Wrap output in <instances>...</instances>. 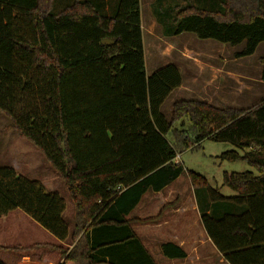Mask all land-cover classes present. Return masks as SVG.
<instances>
[{
    "label": "trees",
    "instance_id": "16d2710c",
    "mask_svg": "<svg viewBox=\"0 0 264 264\" xmlns=\"http://www.w3.org/2000/svg\"><path fill=\"white\" fill-rule=\"evenodd\" d=\"M69 1L54 13L56 0H0V111L64 179L73 228L66 198L13 166H0V215L20 210L58 240L70 239L58 264H158L128 215L148 191L186 173L208 195L201 222L225 261L264 264V100L237 108L181 99L168 118L162 107L182 75L174 63L147 74L140 0H118L111 11L108 0ZM152 14L166 37L187 32L244 44L236 57L264 42V0H155ZM259 61L264 81V55ZM184 119L189 128L173 130ZM206 138L248 149L220 158L257 172L225 173L213 188L174 162L178 146L195 149ZM226 186L235 195L221 194ZM161 249L170 259L187 257L173 241Z\"/></svg>",
    "mask_w": 264,
    "mask_h": 264
},
{
    "label": "rangeland",
    "instance_id": "374dc122",
    "mask_svg": "<svg viewBox=\"0 0 264 264\" xmlns=\"http://www.w3.org/2000/svg\"><path fill=\"white\" fill-rule=\"evenodd\" d=\"M117 1L112 0L111 4L117 3ZM69 3V0H56L53 12H59ZM144 36L147 74H151L168 63H177L183 69L185 86L193 87L194 85L195 87L193 92H183V96L194 97L200 101H205L202 99L207 98L206 102L209 100L215 106L229 105L237 108L252 106L264 100V81L261 80L262 65L259 61L260 57L264 55V42L258 46L254 54L236 57L235 53L242 50L244 44L232 46L213 39H199L195 34L187 32L166 37L162 34L158 23H145ZM216 53L220 55V58H215V62H212L213 58H210L212 56L210 54ZM213 64H217L224 72L219 75V80L211 83L214 85L210 87L206 83L215 79L211 68ZM213 87L218 88L214 89ZM179 99L173 94L164 103L162 110L168 118L171 117L172 104ZM189 126L190 122L184 119L176 122L173 130L188 129ZM173 130L167 135L171 141L175 140ZM189 135L190 139H193L191 132ZM229 150H236L241 155L248 151V149L238 148L229 141L206 138L195 149L178 146L179 162L186 169L203 175L213 188L222 187L225 173L247 170L257 172L244 160H222L220 155ZM0 166H13L26 177L40 180L46 189L62 194L67 200L64 218L69 224L72 223L75 203L67 190L64 179L40 149L31 141L23 138L14 128L10 118L1 111ZM184 177H186L185 174ZM187 177L189 176L187 175ZM220 192L225 196L235 195V192L227 186L221 188ZM9 213L8 216L0 215V258L6 264H44L41 260L48 255L49 262L52 259V262L57 264L58 257H62L61 251L57 248L60 246L58 240H54L56 238L49 231L34 222L24 212L15 210ZM138 213L136 215H141L140 223L152 224L154 222V217L141 219L147 213L141 211ZM146 230L149 232L148 228ZM146 230L144 228L145 233ZM147 246L159 264H191L190 260H186V262L163 260L157 243L148 242ZM67 247V245L62 246L64 249ZM52 249H54V255L51 254Z\"/></svg>",
    "mask_w": 264,
    "mask_h": 264
},
{
    "label": "crops",
    "instance_id": "0c3cea01",
    "mask_svg": "<svg viewBox=\"0 0 264 264\" xmlns=\"http://www.w3.org/2000/svg\"><path fill=\"white\" fill-rule=\"evenodd\" d=\"M154 1L155 0H140L143 40L145 37V23H157L155 17L152 15V5ZM111 3L112 0H108L107 10L109 11L112 9L114 10L117 5L116 2L113 4ZM210 55H212L210 58H213L212 62H215L216 59L220 58L218 53ZM174 64L179 68L183 81L182 85L174 90L170 96L174 94V96L180 98L179 100L196 99L194 97L183 96V92H193L195 87L194 85L193 87H189V85L185 86V79L182 72L183 69L177 63ZM221 64L223 65V63ZM211 68L213 69V77L215 79H212L210 83H206L207 86L210 87L214 85L211 83H215V80H219V75L224 72V70H222L217 64H213V67ZM213 88L217 89L218 87ZM254 95L257 96L256 93H254ZM202 100L207 101V98ZM208 102L212 103L209 100ZM212 104L215 105L214 103ZM179 161L178 155L174 162L179 163ZM184 174L186 177H184ZM184 174L160 191H148L137 207L128 215V218L131 220L133 229L141 238L143 244L154 258L155 256L147 246L148 242L153 244L157 243L159 247V253L163 260L183 262L190 260L191 264H224L226 261L223 255L218 251L201 222L202 211L204 210L206 212H210L208 195L203 191L197 193L189 177H187L186 173ZM140 211L147 213L145 214L146 216L142 217L141 219L154 217V222L152 224L146 222L140 223L139 218L141 215H136ZM6 216L8 215L6 214ZM72 228L73 220L72 223H70V229L72 230ZM144 228L145 230L148 228L149 232L146 230L147 234L144 232ZM54 240L58 239L56 238ZM169 241H173L182 247L187 252V257L184 259H170L165 257L162 253L161 247L162 244ZM58 245L61 247L65 245L72 247V242L70 239H67L66 241L58 240ZM59 247H57L58 250H60ZM53 250L54 249H52L51 254L54 253ZM62 260L63 258L61 256L58 257L56 260L58 261L57 264ZM155 260L158 262L156 258ZM41 261H43L44 264H55L52 262V259L51 262H49L50 258L48 255L44 256Z\"/></svg>",
    "mask_w": 264,
    "mask_h": 264
},
{
    "label": "water",
    "instance_id": "95a60500",
    "mask_svg": "<svg viewBox=\"0 0 264 264\" xmlns=\"http://www.w3.org/2000/svg\"><path fill=\"white\" fill-rule=\"evenodd\" d=\"M110 42H112V40H110V39H105V40L103 41V44H107V43H110ZM263 177H264V175H263Z\"/></svg>",
    "mask_w": 264,
    "mask_h": 264
}]
</instances>
